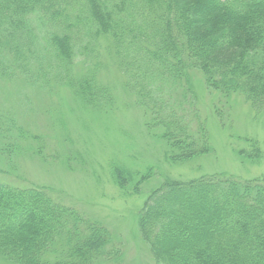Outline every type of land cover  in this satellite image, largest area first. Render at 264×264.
Returning <instances> with one entry per match:
<instances>
[{
	"label": "trees",
	"instance_id": "obj_1",
	"mask_svg": "<svg viewBox=\"0 0 264 264\" xmlns=\"http://www.w3.org/2000/svg\"><path fill=\"white\" fill-rule=\"evenodd\" d=\"M73 28L107 41L127 88L183 159L209 151L187 72L201 71L211 94H241L264 114V0H0L1 75L35 85L48 74L32 65L48 60L72 79L70 59L84 55ZM82 90L113 103L106 86L98 97ZM140 225L157 264H264V184L217 175L172 182L152 194ZM111 242L109 229L47 189L0 180V259L118 264L122 250Z\"/></svg>",
	"mask_w": 264,
	"mask_h": 264
},
{
	"label": "rangeland",
	"instance_id": "obj_2",
	"mask_svg": "<svg viewBox=\"0 0 264 264\" xmlns=\"http://www.w3.org/2000/svg\"><path fill=\"white\" fill-rule=\"evenodd\" d=\"M70 34L84 54L70 59L72 79L64 78L65 64L58 72L48 60L32 65L35 74L39 68L48 74L35 85L18 72L11 78L0 73V121L8 129L0 131V180L45 188L109 229L110 246L122 250L116 263L157 264L140 225L152 194L172 182L213 175L264 184V114L241 94H211L201 71L187 72L209 151L183 159L127 88L107 41L94 42V33L77 28ZM84 47L88 51L80 52ZM52 53L45 49L46 56ZM81 86L87 94L96 90L95 97L106 86L113 103L91 101Z\"/></svg>",
	"mask_w": 264,
	"mask_h": 264
}]
</instances>
